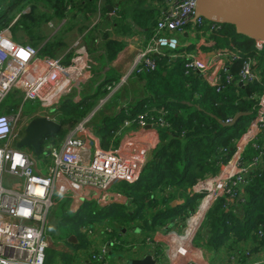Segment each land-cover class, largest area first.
I'll list each match as a JSON object with an SVG mask.
<instances>
[{"label": "trees", "instance_id": "1", "mask_svg": "<svg viewBox=\"0 0 264 264\" xmlns=\"http://www.w3.org/2000/svg\"><path fill=\"white\" fill-rule=\"evenodd\" d=\"M3 1L0 0V6ZM105 1L104 3L102 0L103 6L100 5L99 9V0H9V4L13 5L4 9L0 16V31L10 28L12 32L17 26L20 31L28 34H34L33 30L44 22L71 16V22L79 25L80 32L86 31L85 36L91 40L92 48L87 50L90 60L93 57L90 61L92 64L89 63L91 76L109 67L101 74L99 83L83 93L81 100L75 101L72 97L62 99L51 117L59 120L63 128L59 133L43 138V150L44 143L48 140L54 144L60 141L57 144L60 145L68 132L67 129L75 127L87 118L95 110L100 97L110 94L119 82L120 75L110 64L126 45L127 36L124 35L134 32L135 28L131 27L129 20H132L134 27L144 29L149 38L152 36L159 10L136 6V3L141 4L144 0ZM14 2L19 5L16 9ZM39 5L44 9H40ZM108 5L115 13L118 12V16L112 21L104 15L112 11ZM25 6H30V11L21 14L12 23ZM98 9L102 10L100 21L92 27L87 25ZM104 18L106 27L110 26L112 30L100 34ZM219 25L212 29L211 23L208 22L204 27L210 30L215 40L216 45H213L212 49L237 48L243 57H256L258 68L264 70V50L258 53L255 41L239 32L235 24L227 22ZM12 34L15 40H21ZM39 53L44 56L51 55L43 50H39ZM74 56L72 51L64 61L69 63ZM153 56L157 61L155 70L133 73L129 83L119 87L89 121L102 145L107 147L116 130L127 118L148 111L154 116V120H146L159 122L155 127L159 141L138 181L132 184L120 182L113 186L114 190L127 198V204L99 207L94 203H84L79 207V211L64 208L67 216L62 225L64 229H71L81 246H89L87 235L81 230L88 224L108 221V227L113 234L120 236L123 228L128 229V225L136 219L144 220L146 226L153 230L158 223L179 216L184 219L190 211L194 212L201 195L195 194L193 187L216 176L222 167L229 163L237 149V142L247 131L258 107V101L251 99V96L264 94V77L259 82L246 85L238 82L242 60L233 62L229 73L231 80H226L225 87L218 90L214 82L208 81L200 73L186 72V50L181 51L175 59L156 54ZM160 109L165 111L159 112ZM239 112L245 114L233 124H224ZM160 120H163L164 124H161ZM261 136H264V130L261 131ZM118 141L117 139L116 143ZM262 144L263 142H260L259 145ZM259 154V150L250 144L243 152L242 160L251 161ZM248 177L250 182L240 191L237 199L222 196L210 207L205 221L213 234L210 243L214 244L218 235L225 237L227 230L231 229L240 238L255 233L257 242L264 243V237L258 236V231L264 229V156L260 165L250 172ZM178 199H184L185 202L173 206V202ZM59 257L66 264H72L76 260L74 254L53 253L51 256L48 254L45 264H50Z\"/></svg>", "mask_w": 264, "mask_h": 264}, {"label": "built area", "instance_id": "2", "mask_svg": "<svg viewBox=\"0 0 264 264\" xmlns=\"http://www.w3.org/2000/svg\"><path fill=\"white\" fill-rule=\"evenodd\" d=\"M208 22L214 29L220 26L219 23H231V20L220 10L203 6L201 0H166L165 6L160 9L152 36L142 41L132 72L155 70L157 61L154 54L177 58L187 46L181 44L177 35L185 32L189 26L202 29ZM250 33L247 37L255 41L258 53L263 51L264 36ZM72 49L75 56L66 63L63 57L41 55L36 47L15 40L10 28L1 30L0 110L4 99L16 92L22 94L24 103L39 101L32 119L37 116L53 118V111L66 97L81 100L84 90L82 80L87 73L90 57L87 49L78 42L73 44ZM237 60H242L238 80L240 84L262 80L264 70L258 68L256 57H243L237 48L216 50L207 57L201 50L189 53L184 68L189 74L200 73L221 90L226 80H231L230 69ZM128 78V74L120 77L111 93L125 84ZM251 99L258 101V107L250 122L249 132L244 133L237 142V149L229 161L234 169L225 168L224 172L193 187V192L201 195L198 205L183 231L168 228L163 250L153 248L150 254L157 264H202L191 258L196 228L218 198L227 196L232 200L237 199L240 191L250 182L248 174L262 162L264 94L253 95ZM94 113L78 123L60 145L46 141L44 155L39 158L34 151L16 146L24 136L28 121L20 122L18 114L0 111V264H45L48 249L64 240L59 236L53 237L49 230V213L56 204L61 201L73 203L74 200H89L95 197L91 192L105 203L114 185L120 182L132 184L139 180L156 141L153 142L146 133L120 145L116 140L129 127L136 125L146 128L150 125L155 128L159 122H148L147 118L154 120L148 111L127 118L116 130L110 144L104 147L88 123ZM160 121L164 124L163 120ZM260 142L263 144L259 145ZM250 144L260 154L244 162L243 152ZM194 216H199L196 223L191 222ZM100 228L98 223H93L83 226L81 230L88 237L93 262L110 264V249L120 240L108 226L104 230ZM258 236L264 237V229L258 231ZM147 243L152 244V238Z\"/></svg>", "mask_w": 264, "mask_h": 264}, {"label": "crops", "instance_id": "3", "mask_svg": "<svg viewBox=\"0 0 264 264\" xmlns=\"http://www.w3.org/2000/svg\"><path fill=\"white\" fill-rule=\"evenodd\" d=\"M103 1L104 3L106 2L105 0ZM101 2L102 0H99V9H101ZM115 3L116 7H118V2L116 1ZM165 4L166 0H144V2L141 4L136 3V6L139 8H155L156 10L160 11V9L165 6ZM107 7L112 10L108 12L110 19H112V14H115L114 17L118 16V12L115 13L111 6L108 5ZM39 8L42 10L44 9L42 5H39ZM30 9V6H28V10L25 13H28ZM99 16H101L100 12ZM70 17L71 16L61 20L52 19L48 22L42 23L40 27H36L33 30L34 34L26 33L31 39V43L27 44H30L34 47L36 46L38 50H43L46 53H50L52 55H50V57H63L64 60L67 59V57H69L70 53L73 51L72 46L75 42L74 40L76 39V36H79L80 32L79 25H74V23L71 22ZM53 23L57 24V28L54 31L50 27V24ZM129 23L132 25V28H135L134 32L131 35H124L127 36L125 37L126 45L115 58V60L110 64V67L114 68L117 74L120 75V77H123L127 74L129 75V77L132 76L135 59L137 57L138 50L142 45V41L145 42L149 39V37L145 34L144 29H139L137 26L134 27L131 19L129 20ZM107 30H112V27L107 26ZM121 32L123 33V31ZM31 36H34L36 38L34 39ZM177 36L179 37L181 44L187 45L184 48L188 52V54L201 50L207 57L216 51L215 49H212L213 45L216 44L209 29H196L189 26L185 32ZM108 68L109 67L102 69L101 72L104 73ZM86 91L87 90L84 89L82 93H85ZM113 93H110L109 97ZM144 133H146L153 142L156 141V144L158 143L159 135L156 128L150 125L146 128H140L135 125L133 127L125 129L121 137L118 138L119 145L122 144V142L129 141ZM225 168L226 165L222 167L220 172H224ZM91 194L95 197L85 201H82L81 199L74 200L73 203L69 204V207H74L72 211H79V207L83 206L84 203H94L97 206L100 205L99 207H109L113 204H127L128 201L126 197L118 193V191L114 190L113 188H111V190L108 192V195L105 198V203L96 198L97 194H93L92 192ZM184 202V199H178L177 201L173 202V206L177 204H183ZM101 203L104 204L101 205ZM234 210L236 211L237 209L234 208ZM191 212L192 211H190V213L186 215L184 219L179 216L173 220L158 223L153 230L149 229L146 226L144 220H134L128 225V229L125 227L123 228V233L120 236L114 234V236H116L120 240V243L110 249V264H131V260L135 258H142L150 254L153 248L155 249V247L156 249L159 248L160 250H163L164 242L167 240V229L175 228L179 231H183V229L187 226V220L189 219L191 214H193ZM206 217L207 215L203 218L193 235V248L191 253L192 259H196L202 264H264V243L260 244L259 242H257L255 233L245 235L244 237L240 238L235 235L233 229H231L230 231L227 230L228 233L224 235L225 237H221L218 235L214 240L215 243L212 244L210 242L213 234L205 223L207 219ZM198 218L199 216L192 217L191 222L196 223ZM95 223H98L99 226H101L100 229L102 230H104L106 226H109L108 221ZM60 231L62 233V236H66L65 246H63L66 250H64L63 248L58 249L56 246H52L48 249L52 250L49 254L50 256L53 253H69L76 255V260L72 264H95V262H93V260L91 259L90 250L87 245L81 246V244L78 243L77 237L70 240V236H75L70 228H66ZM199 235L201 241L198 245L195 243ZM86 238L88 240V237ZM149 238H152V244L147 243V240ZM50 264L66 263L62 260V258L60 259L59 257L52 263L50 262Z\"/></svg>", "mask_w": 264, "mask_h": 264}, {"label": "water", "instance_id": "4", "mask_svg": "<svg viewBox=\"0 0 264 264\" xmlns=\"http://www.w3.org/2000/svg\"><path fill=\"white\" fill-rule=\"evenodd\" d=\"M201 4L226 14L239 32L247 36L251 34L250 32L264 36V0H201ZM244 114V112H239L231 122L224 124H233ZM62 128L63 124L58 120L47 116H37L28 123L24 136L16 146L18 148H32L36 154H41L43 152V138L59 133ZM74 238V235L70 236V240ZM131 264L157 263L152 254H148L142 258L131 260Z\"/></svg>", "mask_w": 264, "mask_h": 264}, {"label": "rangeland", "instance_id": "5", "mask_svg": "<svg viewBox=\"0 0 264 264\" xmlns=\"http://www.w3.org/2000/svg\"><path fill=\"white\" fill-rule=\"evenodd\" d=\"M10 5H13V4H9V0H4L1 3V6H0V16H2L4 9H9V6ZM14 5H15V7H14L15 9H16V7L19 6L18 4H15V2H14ZM100 5L103 6V2H101ZM117 9H118V7H117ZM27 10H28V6H25L24 10L20 14H18V16L16 17V19L19 18L21 14H25V12H27ZM99 12L102 13V10H99L98 9V11L96 12V14L92 15L90 21L87 22L86 24L87 25H91V27H92L97 22H99L100 21ZM114 15L112 14V19H110L109 15L107 13L106 14V17L109 18L110 21H112ZM16 19H14L12 23H14L16 21ZM106 25H107V22H105V20H104L102 22L101 27H100V28H102V30L100 31V34H103L107 30ZM50 27L54 31L57 28V24L56 23L50 24ZM12 33H14L15 36H18L21 39L19 42H21V43H31L30 42L31 39L28 37L29 35L26 34V33H24L23 31H20L19 30V27L15 26L13 28V30H12ZM86 34H87L86 31L79 32V36H76V39L74 40L75 41L74 43H77L78 42V43H80L82 46H84L88 50L89 48H92V46H91L92 43H91V40H88L87 39V36H85ZM245 36H247V35H245ZM101 37H103V36H99V38H101ZM91 60H93V57L91 58ZM91 60L89 58V62ZM89 62H88V66H87V73H86L85 77L82 80L83 89H85L87 91L90 88H94L99 83V81L101 80V74H102V72H99V74H96L95 76L92 77L91 76L92 74L89 72V67H90V64H92V63L90 62V64H89ZM129 79H130V77L127 79V82L125 83V85L129 83ZM109 99H110L109 94L101 96L100 99L98 100L97 106H96V108H95V110L93 112L99 111V109L103 108L102 106H104L109 101ZM38 107H39V101H27L26 103H24V97L22 96V94L20 92H16V93H10L4 99V101L2 102L1 110L0 111L7 112V113L9 112V113L15 114V115L18 114L20 116V118H21L20 122L28 121V123H29L32 120L31 116H32L33 112L37 111V108ZM9 109H10V111H9ZM26 111H30L31 113H28ZM67 130H68V132H67L66 135H68L72 130H74V127H72V128L70 127ZM248 130H250V126L247 128V131ZM247 131L245 133H247ZM55 143L56 144H59L60 141H57ZM27 149L32 150L30 148H27ZM43 155H44L43 153L36 154V156L39 157V158H42ZM226 168L232 170V169H234V165L233 164L231 165L229 163L226 166ZM70 203H72V202L71 201H68V202L61 201L60 203L56 204L50 210V213H49V230L51 231V234H52L53 237H56L57 238V236H59V238L66 240V236H62V233H61L60 230H63L64 229V227L62 225V221L65 220L66 219V216H67L65 214L64 208L65 209L66 208L68 209ZM64 240H61L62 243L56 244V247L58 249H62L63 248L64 250H66L65 247H63V246H65ZM200 241L201 240H200V235H199L197 237V239H196V243L195 244H198L199 245L200 244ZM50 253H51V250H48V254H50Z\"/></svg>", "mask_w": 264, "mask_h": 264}, {"label": "bare ground", "instance_id": "6", "mask_svg": "<svg viewBox=\"0 0 264 264\" xmlns=\"http://www.w3.org/2000/svg\"><path fill=\"white\" fill-rule=\"evenodd\" d=\"M58 121H59V120H58ZM82 121H83V120H82ZM75 127H76V126H75ZM75 127H74V128H75Z\"/></svg>", "mask_w": 264, "mask_h": 264}]
</instances>
